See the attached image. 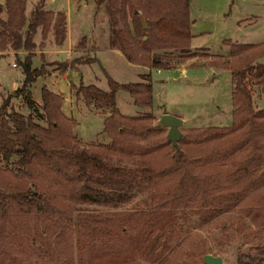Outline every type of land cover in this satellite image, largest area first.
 Masks as SVG:
<instances>
[{
  "label": "rangeland",
  "instance_id": "1",
  "mask_svg": "<svg viewBox=\"0 0 264 264\" xmlns=\"http://www.w3.org/2000/svg\"><path fill=\"white\" fill-rule=\"evenodd\" d=\"M35 1L23 0L26 19ZM144 2L126 0L120 14L118 6L113 7L111 24L105 2L44 0L43 8L64 16L62 20L55 19V26L49 24L45 38L41 37L40 27L32 37V66H44V73L29 86L33 104L29 108L22 95L14 93L23 80L14 56L21 58L24 52H15L3 40L0 103L8 98V112L31 115L35 122L44 125L40 88L60 93V108L73 118L72 130L80 146H95L108 143L101 123L108 109L86 103L81 93H75L79 84L106 90L107 75L119 83L146 82L142 76L148 72L152 91L148 105H137L126 91H116L119 111L136 117L143 125L138 132L126 133L129 139L157 147L164 145L169 141L168 126L158 121L165 112L181 119L177 126L180 137L171 146H176L189 130L229 125L234 114L233 82L230 72L228 76L223 72H228V62L224 63L230 61L232 45L248 43L255 45L251 49L259 54L255 59L264 62V52L260 53L264 46V0H188L189 43L180 48L152 49L161 58L162 67L128 62L117 43H112L115 30L124 24L131 35L138 21H144L146 28L148 23L141 10ZM1 16L5 17L4 8ZM86 59L93 61L84 62ZM72 60L77 62L62 72L59 64ZM249 88L253 108H263L264 84L253 82ZM240 157L238 152L222 164ZM108 159L112 164L139 165L138 160L119 155ZM259 159L247 162L248 166H256L263 158ZM0 165H7L14 177L30 180L31 191L38 181L46 190L62 194L64 202L73 204L61 214L39 205L30 195L26 199L9 197L0 210V264H57L65 255L73 264H205L202 255L206 252L221 257L220 264H237L239 252L253 254L255 246L264 245V185L229 195L215 207H181L179 199L150 205L147 196L153 184L140 177L130 187L125 183L99 186L96 194L83 187L87 182L64 181L72 176V169L64 171L62 178L34 165L22 166L17 154L8 153L1 141ZM243 174L240 167L226 175L223 184L228 185Z\"/></svg>",
  "mask_w": 264,
  "mask_h": 264
},
{
  "label": "trees",
  "instance_id": "2",
  "mask_svg": "<svg viewBox=\"0 0 264 264\" xmlns=\"http://www.w3.org/2000/svg\"><path fill=\"white\" fill-rule=\"evenodd\" d=\"M125 1L95 0L98 4L106 3L111 24L114 23L113 7L118 6L120 14ZM22 4L23 0L0 2V40L7 41L15 52H24L21 58L14 56L23 75L21 86L15 89L14 93L21 94L30 108L33 104L28 94L30 83L37 75L44 73L42 64L32 66L31 58L35 48L32 37L40 27L41 37L45 38L49 24L55 26V19L58 17L62 20L64 15L62 12L54 13L43 8L44 0H36L26 19ZM188 7V0H145L141 10L148 23L146 28L138 21L134 34L131 35L127 24H124L115 30L112 43H117L128 62L146 67H162L161 58L156 52H152V49L180 48L188 45L191 23ZM3 8L5 17L1 16ZM23 26L26 28L21 32ZM252 47L255 45L249 43L232 45L228 54L230 61L224 63L228 62L226 65L233 82L231 101L234 114L231 123L189 130L176 146H171L167 141L157 147L135 142L126 136V133L138 132L143 125L136 117L124 115L119 111L116 107V91H126L137 105H148L152 100L148 72L142 76L146 82L119 83L107 75L106 90L93 84L80 83L75 91L82 94L86 103L108 109L107 115L101 121L108 143L81 147L72 130L73 118L63 113L60 108L62 95L44 87H41L39 92L44 125L35 122L31 115L23 116L17 111L8 112V98L2 100L0 141L6 146L8 153L17 154V162L22 166L34 165L44 172L55 173L62 178L64 171L72 169V176L63 178L64 181L89 182L83 186L89 192L92 190L97 194L99 186L111 187L122 183L130 187L133 183L137 184V178L140 177L143 181L153 184L147 196L150 205L168 204L179 199L181 207L218 206L229 195L239 191L248 192L259 184L264 185V107L253 108L249 88L253 82L264 84V62L255 59L259 54H255ZM250 51L252 52L249 53ZM262 52L264 46L260 53ZM180 56L182 58V55ZM88 61L93 59H86L84 62ZM76 62L72 60L68 64H59L61 71L72 68ZM173 149L174 153L169 152ZM238 152L242 157L234 162L222 164ZM110 155L138 160L139 165L128 167L112 164L108 159ZM261 157L262 161L256 166H248L247 162ZM48 165L59 167L47 168ZM240 167L243 168L244 174L228 185L223 184V178ZM11 172L7 165H0V210L5 208L9 197L26 199L27 195L38 204L42 203L61 214L72 208L73 204L70 201L64 202L63 195L59 192L46 190L38 181H35V187L31 191L30 180L14 177ZM70 192L75 195L74 191ZM254 249L253 254L239 252L236 255V263L264 264V245H257ZM57 264H73V261L65 255Z\"/></svg>",
  "mask_w": 264,
  "mask_h": 264
},
{
  "label": "water",
  "instance_id": "3",
  "mask_svg": "<svg viewBox=\"0 0 264 264\" xmlns=\"http://www.w3.org/2000/svg\"><path fill=\"white\" fill-rule=\"evenodd\" d=\"M3 1V0H0ZM142 24V27H144L146 24L144 21H140ZM226 76L229 75V72L223 71ZM159 124L165 126H168L167 132H166V137L169 141H171L172 145H175L176 139L180 137V133L178 131L177 126L181 123V119L176 117L173 114L165 112L164 114H161L159 117ZM202 258L204 260L205 264H220L221 263V257L217 255H212L208 252L203 253Z\"/></svg>",
  "mask_w": 264,
  "mask_h": 264
},
{
  "label": "crops",
  "instance_id": "4",
  "mask_svg": "<svg viewBox=\"0 0 264 264\" xmlns=\"http://www.w3.org/2000/svg\"><path fill=\"white\" fill-rule=\"evenodd\" d=\"M44 51V50H43Z\"/></svg>",
  "mask_w": 264,
  "mask_h": 264
}]
</instances>
